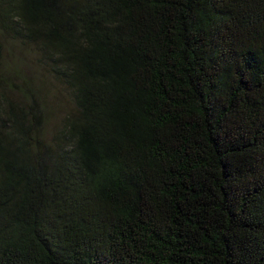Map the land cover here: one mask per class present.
I'll use <instances>...</instances> for the list:
<instances>
[{"label":"trees","instance_id":"obj_1","mask_svg":"<svg viewBox=\"0 0 264 264\" xmlns=\"http://www.w3.org/2000/svg\"><path fill=\"white\" fill-rule=\"evenodd\" d=\"M0 264H264V0H0Z\"/></svg>","mask_w":264,"mask_h":264},{"label":"rangeland","instance_id":"obj_2","mask_svg":"<svg viewBox=\"0 0 264 264\" xmlns=\"http://www.w3.org/2000/svg\"><path fill=\"white\" fill-rule=\"evenodd\" d=\"M33 49V47H32ZM18 45L9 46V51L14 54L20 69L28 73L34 86L45 95L47 100V132L53 133L61 118L71 110V101L68 93L58 85L45 71L43 66L36 62L35 50ZM25 76H22L23 78Z\"/></svg>","mask_w":264,"mask_h":264}]
</instances>
